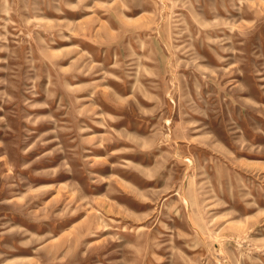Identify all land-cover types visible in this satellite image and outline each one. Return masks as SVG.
Segmentation results:
<instances>
[{
  "label": "rangeland",
  "instance_id": "374dc122",
  "mask_svg": "<svg viewBox=\"0 0 264 264\" xmlns=\"http://www.w3.org/2000/svg\"><path fill=\"white\" fill-rule=\"evenodd\" d=\"M0 264H264V0H0Z\"/></svg>",
  "mask_w": 264,
  "mask_h": 264
}]
</instances>
